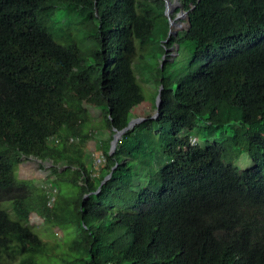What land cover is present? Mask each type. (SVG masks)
<instances>
[{
	"label": "trees",
	"instance_id": "trees-1",
	"mask_svg": "<svg viewBox=\"0 0 264 264\" xmlns=\"http://www.w3.org/2000/svg\"><path fill=\"white\" fill-rule=\"evenodd\" d=\"M179 2L189 26L166 45L163 0H0V264H264V0ZM181 41L172 79L148 60ZM136 70L162 87L158 115L111 154L148 106ZM25 160L50 165L52 191L18 178Z\"/></svg>",
	"mask_w": 264,
	"mask_h": 264
},
{
	"label": "rangeland",
	"instance_id": "rangeland-1",
	"mask_svg": "<svg viewBox=\"0 0 264 264\" xmlns=\"http://www.w3.org/2000/svg\"><path fill=\"white\" fill-rule=\"evenodd\" d=\"M171 2L174 3L175 1L171 0ZM178 3L180 4L179 0H178ZM178 7L174 9L171 15L172 18H175L177 16L178 13H175V12L178 10ZM176 22L178 23L176 24L175 29L172 30V34L170 38L168 39V41L167 42L163 41V43L166 45L169 43V41H171V39H173L174 37L176 38V36H174L173 34L174 32H177L178 34V33H183L185 30L184 24L187 23L186 18H180V19L176 18ZM177 46H178L177 51H176L175 44L173 45L174 49L172 51H167V49H164L163 47V49L165 50L164 51L165 53L163 55H160L159 49H157L152 55V57L148 60L149 63L159 62V67H161V64H165L166 73L172 79H175L177 76H179V74L186 72L187 64H188L189 59L191 58V53H192L191 47L188 45L187 41H181L180 45L177 44ZM136 74L139 80V84L141 86L142 93L145 98L141 106L142 107H146L147 105L148 106L146 107L147 109L139 108V110H137V112L134 113L135 115L134 118L144 119V117L146 116H149L152 114L154 115V111L150 110L148 107L149 105H155L156 100L154 98V95L157 92V90H159V88L156 85H154V83L151 82V76L149 74L144 75V83L141 77V72L136 70ZM89 110H90V113L93 119L96 117H99L100 112L98 110L94 108H90V107H89ZM109 134H110L109 131L102 129L101 131H98L97 133H95L93 137H95V140L99 139V140L105 141L108 139ZM185 135H187L186 132L184 133L181 132L182 137H184ZM196 135L199 138L198 139L199 145H201L202 147L205 146V142H212L213 140L219 141L221 139L220 132H216L215 135L208 140L204 139V134L201 131L197 132ZM158 142L159 141L156 139L157 144ZM88 146L89 147H87V149L92 151V149H94L93 141H90ZM235 164L241 167V169L242 168L245 169V166L246 167L250 166V162H248L247 159L246 160L240 159L237 162H235ZM43 165H44V168H40L38 167L39 165L37 164V162L32 163L31 161H28V160L21 162L17 168L18 178L21 180H32V182L34 183L36 187L43 189V190L45 189L48 192L52 191L49 185V182L54 180V176L50 172H48L49 171L48 168L50 167V165L46 163H43ZM57 186L60 187L62 185L57 184ZM6 209L9 212H11L9 208V203L6 204ZM29 226L41 238V240H43L50 246V248H56V252L61 249H65L66 244L67 243L69 244L70 242V238L69 239L65 238L66 237L65 235L67 233H65L62 229L58 227H51L50 225L43 222V220L37 218L35 215L30 216ZM4 258L9 264H20V261H21V255L19 253H13V254L8 253V254H5ZM44 263L45 262L43 261V264ZM47 264H50V263H47ZM51 264H61L60 259H58L57 257H54L51 261Z\"/></svg>",
	"mask_w": 264,
	"mask_h": 264
},
{
	"label": "water",
	"instance_id": "water-1",
	"mask_svg": "<svg viewBox=\"0 0 264 264\" xmlns=\"http://www.w3.org/2000/svg\"><path fill=\"white\" fill-rule=\"evenodd\" d=\"M164 3H165V11H164V14L168 20V26H169V30H168V35H167V39L165 40V42L168 41V39L170 38L171 34H172V30H173V27L174 25H176V18H178V16H176L175 18H172L171 15L174 11V9L176 7H180V4L178 3V0H174L175 1V4L172 6V2L171 0H163ZM179 17L181 18H186L187 17V13L186 12H183V11H180L178 13ZM188 23H185L184 24V27H185V30L188 28ZM174 36H177V32H174L173 33ZM178 49V46H176V51ZM162 90V87L159 88L158 90V94H157V97H156V101H155V111H154V117H157L158 115V111H159V108H160V104H161V99H160V92ZM144 119L143 118H139V119H131L130 122L128 123L127 127L121 131H117V130H114V134L112 135V141L110 143V153L112 154L115 149H116V146H117V143L118 141L120 140L121 138V135H123L127 130L129 129H132L137 123L143 121ZM111 176V173L104 179L103 183L109 179Z\"/></svg>",
	"mask_w": 264,
	"mask_h": 264
},
{
	"label": "built area",
	"instance_id": "built-area-1",
	"mask_svg": "<svg viewBox=\"0 0 264 264\" xmlns=\"http://www.w3.org/2000/svg\"><path fill=\"white\" fill-rule=\"evenodd\" d=\"M102 163H104V158H103V156H97V157H95V160H94V165L95 166H99V165H101Z\"/></svg>",
	"mask_w": 264,
	"mask_h": 264
},
{
	"label": "flooded vegetation",
	"instance_id": "flooded-vegetation-1",
	"mask_svg": "<svg viewBox=\"0 0 264 264\" xmlns=\"http://www.w3.org/2000/svg\"><path fill=\"white\" fill-rule=\"evenodd\" d=\"M166 49H167V51H172L174 48H173V45H171L170 47H167Z\"/></svg>",
	"mask_w": 264,
	"mask_h": 264
},
{
	"label": "bare ground",
	"instance_id": "bare-ground-1",
	"mask_svg": "<svg viewBox=\"0 0 264 264\" xmlns=\"http://www.w3.org/2000/svg\"><path fill=\"white\" fill-rule=\"evenodd\" d=\"M175 26H176V25H174L173 29H175Z\"/></svg>",
	"mask_w": 264,
	"mask_h": 264
}]
</instances>
